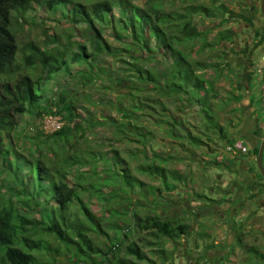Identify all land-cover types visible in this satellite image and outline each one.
Returning a JSON list of instances; mask_svg holds the SVG:
<instances>
[{
    "label": "rangeland",
    "instance_id": "1",
    "mask_svg": "<svg viewBox=\"0 0 264 264\" xmlns=\"http://www.w3.org/2000/svg\"><path fill=\"white\" fill-rule=\"evenodd\" d=\"M127 1L128 6L156 5L173 15L189 4L227 7L209 17L192 15L202 36L180 45L190 61L216 65L203 71L213 82L212 120L187 95L170 92L171 55L164 56L156 39L149 38L145 44L135 41L128 26L119 20L123 15L119 5L114 8L113 24L108 19L105 23L95 20L102 41L110 47L99 52L95 30L82 23L77 31L70 18L49 11L41 0L26 13L16 14L20 60L26 43L43 44L54 36L59 41L50 44L52 52H78L85 42L92 58L70 60L68 71L52 73L43 83L41 105L18 116L12 139L0 145V203L14 200L25 213L39 216L30 201L31 193L38 191L32 171L25 170L24 177H18L5 165L4 149H9L11 157L14 151L21 153L27 164L37 158L60 164L64 156L73 155L81 162L67 165L68 180L89 205L88 213L96 224L90 236L101 248L106 250L119 241H139L149 256L146 264H264V177L257 166L258 147L264 137V78L258 71L264 67L260 0L250 7L243 4L246 0ZM83 31L87 32L84 36ZM206 42L210 46L204 47ZM146 70L157 76L158 82L140 72ZM256 97H261L256 105L263 108L258 113L262 132L254 145L249 134L253 123L245 103ZM63 101L77 109L72 122L58 112H63ZM50 111L72 128L65 139L50 136L53 132L45 128ZM244 123L249 130L245 135L240 131ZM220 127L231 134L229 139L221 137ZM194 136L201 139L200 145L193 144ZM232 138L242 141L248 152H227ZM150 163L178 171L181 177L169 178L166 183L157 175L139 171L140 165ZM125 167L138 179L133 188L122 177L120 168ZM24 178L30 179L29 194L23 192ZM41 196L46 201L51 194L43 192ZM76 208H82L77 201ZM154 212L190 224L188 233L177 240L163 238L157 247L147 246L143 238L150 236L140 230L136 215ZM241 236L243 244L258 248L257 255L241 244ZM49 242L52 247L59 244L54 236ZM60 249L59 253L47 246L36 254L43 264H72L75 246L68 250L62 245ZM94 257L100 261L104 254ZM79 264L94 263L83 260Z\"/></svg>",
    "mask_w": 264,
    "mask_h": 264
},
{
    "label": "trees",
    "instance_id": "2",
    "mask_svg": "<svg viewBox=\"0 0 264 264\" xmlns=\"http://www.w3.org/2000/svg\"><path fill=\"white\" fill-rule=\"evenodd\" d=\"M255 1L257 0H246L243 4L250 7ZM34 3L40 4L41 0H0V145H3L7 138L12 139V130L18 125L19 115L33 111L41 105L44 96L43 83L51 79L52 73L68 71L70 60L80 62L84 59L89 61L92 58L85 42L79 45L82 50L78 52L66 54L52 52L49 50L50 44L59 41V38L54 36L53 39L43 44L36 41L26 43L22 48L26 50V53L20 60L15 17L17 13L23 14L32 9ZM116 5L121 7L123 14L119 20L128 26L135 41L140 43L144 41L143 44H145L149 38L156 39L157 47L162 50L164 56L171 55L168 57L171 65L167 82L170 92L187 95L191 102H196L201 107L202 113H206L205 117L212 120L213 82L204 75L203 71L216 68V65L198 59L190 61L180 45L191 43L202 36L198 26L194 24L192 15L202 14L209 17L217 11H226L227 7L223 4L211 7L189 4L182 13L173 15L156 5L151 7L128 6L127 0H120V3L117 1L116 4L109 0L96 2L45 0V6L49 11L65 14L76 25L77 31L82 23H85L90 30H95L97 34L92 33L95 35V48L99 52L109 51L110 47L102 41L101 34L95 27V20L105 23L108 19L109 23L113 24ZM86 33L83 31L82 35ZM204 44V47L210 46L208 42ZM26 67L27 71L24 70ZM140 72L148 74L147 78L152 82L158 80L157 76L147 70ZM65 104L67 103L63 104V112H58L68 119L67 121L72 122L78 115L77 109ZM54 113L56 112H49V114ZM71 130L72 128L67 123L62 129L49 135L65 139ZM220 134L225 140L231 135L222 127H220ZM192 138L195 141L193 144L200 145L198 142H201V139L195 136ZM235 141L236 138H232L228 142L234 143ZM9 152L8 148L4 149L5 165L13 169L18 177H24L25 170L33 173L35 189L38 191H35V195L31 193L30 201L33 202L34 209L39 216L25 213L24 208L21 209L11 199L4 200L3 204L0 203V264H43L39 261L36 251L48 246L49 250L60 253L62 245H65L68 250L71 246H75L72 264H79L83 260H90L94 264H146L149 256L139 241L114 242L105 250L90 236L91 231L96 229V224L91 214L88 213L89 205L83 203L76 186L68 180L67 165L79 164L80 160L73 155H66L60 164L46 162L41 158L31 160L27 164L21 153L14 151L11 157ZM120 171L125 183L129 184L130 188L135 187L138 179L131 174L130 169L125 167L120 168ZM139 171L144 174L157 175L166 183L169 178L178 180L181 177L178 171H171L164 166L151 163L140 165ZM28 179H23L25 194H29L26 191ZM43 192L51 194L45 199L46 201L42 199ZM76 201L80 208L82 207L81 209H74ZM47 203L51 204V208ZM136 216L139 217L140 230L146 231L150 236L143 238L145 244L150 247L161 245L163 238L177 240L187 234L190 228L188 223L167 219L155 212L145 216ZM52 236L59 241L55 247H52L49 242ZM45 237L47 239H44ZM240 242L248 252L258 254L257 247L243 244L242 236ZM160 250L161 253L164 252L163 248ZM99 253L104 254L100 261L94 257Z\"/></svg>",
    "mask_w": 264,
    "mask_h": 264
},
{
    "label": "built area",
    "instance_id": "3",
    "mask_svg": "<svg viewBox=\"0 0 264 264\" xmlns=\"http://www.w3.org/2000/svg\"><path fill=\"white\" fill-rule=\"evenodd\" d=\"M263 61H264V57H263ZM258 71L262 73V76L264 78V67H259ZM45 117H46L45 128H48L50 132L58 131L62 129V127L64 126L62 117H58L56 113L48 114ZM226 149H227V152H230L233 154H237L239 151L248 152V148L243 144L242 141H235L234 143H229Z\"/></svg>",
    "mask_w": 264,
    "mask_h": 264
},
{
    "label": "crops",
    "instance_id": "4",
    "mask_svg": "<svg viewBox=\"0 0 264 264\" xmlns=\"http://www.w3.org/2000/svg\"><path fill=\"white\" fill-rule=\"evenodd\" d=\"M263 87H264V85L262 86V88ZM259 98H261V97H259ZM259 98L258 97H256V99L254 98V101L252 99V102L251 103H249L247 101L245 103L246 104L245 109H247V110L250 111V115H251V118L250 119L252 120V123H253L252 126H251V127H253V129H251V131L249 132V134L251 135L250 136L251 137L250 140L252 141V143L254 145L256 144L257 137L262 132V128H261L262 127L261 126L262 122L260 121V117H259L258 113L261 112V110H262L263 107H262V105H259V106L256 105V104H258L257 101L259 100ZM243 104H244V102H243ZM250 104H252V105H250ZM254 109L257 111L256 113L253 112ZM245 125H247V123L246 124L245 123L243 124V129L240 128V131L243 132L244 135H245L244 132L249 131L248 128L244 127ZM252 157H254V156H252Z\"/></svg>",
    "mask_w": 264,
    "mask_h": 264
},
{
    "label": "water",
    "instance_id": "5",
    "mask_svg": "<svg viewBox=\"0 0 264 264\" xmlns=\"http://www.w3.org/2000/svg\"><path fill=\"white\" fill-rule=\"evenodd\" d=\"M260 8H261V12L264 18V0H260ZM257 166H258L260 173L264 177V137L258 149Z\"/></svg>",
    "mask_w": 264,
    "mask_h": 264
},
{
    "label": "flooded vegetation",
    "instance_id": "6",
    "mask_svg": "<svg viewBox=\"0 0 264 264\" xmlns=\"http://www.w3.org/2000/svg\"><path fill=\"white\" fill-rule=\"evenodd\" d=\"M263 139V138H262ZM261 142H262V140H261ZM261 142H260V144H261Z\"/></svg>",
    "mask_w": 264,
    "mask_h": 264
}]
</instances>
